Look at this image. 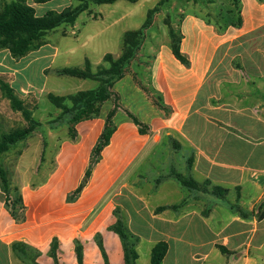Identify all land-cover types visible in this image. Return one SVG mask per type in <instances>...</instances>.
Wrapping results in <instances>:
<instances>
[{"label":"crops","instance_id":"crops-1","mask_svg":"<svg viewBox=\"0 0 264 264\" xmlns=\"http://www.w3.org/2000/svg\"><path fill=\"white\" fill-rule=\"evenodd\" d=\"M25 1L38 17L80 4ZM239 3V29L220 33L194 9L179 19L185 61L165 45L152 64L165 111L135 117L141 125L130 117L113 120L116 130L80 193L107 109L57 140L48 152L51 163L40 158L30 168L29 149L18 145L21 177L9 175L24 209L14 215L0 186V264H81L78 247L82 264H126L123 240L112 230L119 219L136 241L135 264H151L159 243L168 247L161 264H264V98L251 103L248 89L264 81V68L242 72L225 64L233 45L264 25V8L258 0ZM51 32L20 59L0 50V80L17 95L40 100L49 76L61 77L53 68L59 51L48 40Z\"/></svg>","mask_w":264,"mask_h":264},{"label":"rangeland","instance_id":"rangeland-1","mask_svg":"<svg viewBox=\"0 0 264 264\" xmlns=\"http://www.w3.org/2000/svg\"><path fill=\"white\" fill-rule=\"evenodd\" d=\"M258 2L264 8V0ZM193 9L220 33L230 28H241L239 0H140L136 4L120 1L116 7L91 4V13H82L76 22L77 27L65 25L51 32L48 40L59 51L53 68L85 70L88 60L93 77L49 76L47 90L40 100L33 93L26 97L17 95L23 102V109L13 106L0 84V137L30 127L27 114L39 123L36 131L26 140L1 156L0 166H4L8 172L11 170L14 178L21 177L17 172L20 154L17 148L23 142V148L30 151V168L37 167L33 164L40 158L44 162L51 158V163L53 155L48 154L50 147L67 134L71 135L76 116L83 112V104L71 99L80 92L104 88L106 99L98 101L96 106L107 109L113 115L112 120L129 116L150 118L165 111L161 96L153 85L152 64L163 46H172L179 38L178 21ZM150 11V22L144 27ZM125 32L137 35L124 43ZM230 52L233 55L225 60L229 69L251 72L259 67L264 68V25L240 38ZM124 55L128 58L121 67V75L117 76L112 69L113 64ZM248 89L252 92L251 103L262 100V96L264 98V81ZM50 93L63 97L65 107L53 105L48 99ZM213 104L216 105L215 102Z\"/></svg>","mask_w":264,"mask_h":264},{"label":"trees","instance_id":"trees-1","mask_svg":"<svg viewBox=\"0 0 264 264\" xmlns=\"http://www.w3.org/2000/svg\"><path fill=\"white\" fill-rule=\"evenodd\" d=\"M39 3H46L51 0H37ZM80 4L75 8H68L61 13L57 12H48L43 17H38L35 10L27 5L25 0H16L11 3L1 2L0 3V50L9 49L14 58L20 59L27 56L29 53L39 49L44 45L43 38L44 36L51 31L58 29L63 25H74L79 15L87 10H89L90 4H113L120 0H74ZM131 3H137L139 0H125ZM152 12H149L145 26H148L151 19ZM242 24V19L240 20ZM137 35V33H128L125 35L124 43L129 41V38ZM180 36L172 44V49L174 54L181 60L185 61L181 56L179 50ZM108 57V56H107ZM127 55H124L118 62L113 64V68L117 76L121 75V67L123 63L127 60ZM60 76H71L77 78H92L93 75L90 74V62L86 60L85 70L79 68H65L58 70L57 72ZM2 89L5 91L7 96L11 99L13 106L16 109H23V102L17 97L16 92L6 83L0 80ZM105 89L100 88L96 91L90 92H80L76 96H71V99L77 100L82 103V113L77 115L73 126L70 130L72 134L74 132L75 124L84 119L88 118L93 114L99 112L97 108V102L100 100H105ZM49 101L55 105L57 108H64L65 99L54 94L48 95ZM96 107V108H95ZM164 107V106H163ZM137 125H141L140 122L134 117L129 116ZM113 115L109 114L107 119V125L104 133L102 134L98 145L96 146L91 165L86 173L83 184L77 191V194L80 193L84 184L88 181L91 176V170L94 164H96L101 157L103 149L109 145L110 140L116 130L115 123L112 120ZM27 120L31 123L30 127L24 129H17L9 134L2 135L0 137V158L1 156L8 152L16 144L26 140L32 133H34L39 126V123L27 114ZM142 132L145 133L146 130L143 128ZM177 179L181 184L186 187L194 188L196 183L178 176ZM0 186L2 190L6 193L7 199L9 200V206L14 215L18 216V210L24 209L22 204V198L17 188L12 187L10 175L7 169L4 166H0ZM214 192L218 195H223V190L220 188H215ZM264 210V202L260 206V211ZM112 230L117 233L123 240L124 249H125V259L126 264H135L137 259L136 252V241L133 240L131 236L127 234L126 227L124 223L119 219L117 223L112 226ZM56 247V242L53 245ZM168 247L166 243L157 244L152 250V261L151 264H161L164 260ZM77 255L80 263L82 264V250L80 247L77 248Z\"/></svg>","mask_w":264,"mask_h":264}]
</instances>
